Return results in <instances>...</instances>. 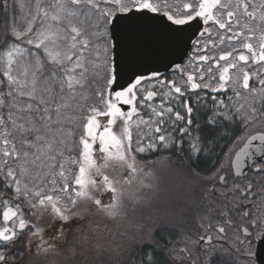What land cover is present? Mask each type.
<instances>
[{
    "label": "snow or ice",
    "instance_id": "snow-or-ice-1",
    "mask_svg": "<svg viewBox=\"0 0 264 264\" xmlns=\"http://www.w3.org/2000/svg\"><path fill=\"white\" fill-rule=\"evenodd\" d=\"M17 3L23 15L13 13L12 39L0 45V264H20L25 232L26 247L38 240V253L99 250L96 227L73 225L93 208L109 221L127 220L144 203L124 187L143 171L137 156L171 149L186 152L196 193L188 212L198 230L173 241L164 232L174 229L154 226L150 233L172 247L133 236L120 264H240L241 257L252 264L245 245L264 233V0H29L26 12L22 0H0V11ZM200 22L188 64L210 62L206 72L169 60L186 77L178 83L146 66L143 57L164 56V46L178 51L190 39L186 29ZM214 35L239 49L218 59L200 54L217 46ZM197 89L214 94L210 108L207 93L184 99ZM227 91V101L217 99ZM180 100L184 114L175 108ZM201 109L211 112L203 122ZM236 127L241 135L219 155V141ZM201 158L212 161L206 175L191 166Z\"/></svg>",
    "mask_w": 264,
    "mask_h": 264
},
{
    "label": "flooded vegetation",
    "instance_id": "flooded-vegetation-1",
    "mask_svg": "<svg viewBox=\"0 0 264 264\" xmlns=\"http://www.w3.org/2000/svg\"><path fill=\"white\" fill-rule=\"evenodd\" d=\"M172 71L173 69H171L167 73H163L162 77L170 74ZM184 99H190L189 95H187V97H184ZM183 126L184 124L182 123H178L176 125L177 128ZM167 130L171 132L173 129L172 127H168ZM259 130H260L259 128L256 129V131ZM178 134H179L178 132L175 133V135ZM177 153H179V150L177 149H171V150L159 151V152H150V154L148 153L144 157H137V162L141 161L142 163L147 164L146 166H144L143 164H140L138 162V166H144V171L149 174L160 173L162 175L163 172H168V170L169 172H171L170 167L173 169L174 161L171 159L170 155H174ZM155 159H159L158 162H153V160ZM154 165L155 166L168 165V170L167 168L165 169L163 167L162 168L156 167L157 171H153L151 170V167ZM174 171L175 170L173 169V172ZM110 174L116 175V173L114 172ZM141 181L143 182L144 185H151V187H141L140 184ZM177 181L179 180H177L176 178L174 180L158 179L155 181L149 179L138 180L137 178H135L131 185H127V184L124 185L126 192L128 194L137 193L144 198L143 206L145 203H147L150 206H153V210L151 211L139 212V216H141L139 217V219L141 220L142 223V224L139 223V225H142L144 230L137 231L136 226H132L131 216L132 213H134L132 211L129 212V216L127 220L109 221L105 219L101 213L97 212L95 208H93L84 221L78 224H74V228H81L84 232H88L90 226L96 227L97 232L95 233V236L98 238H102L101 241L102 247L99 250L93 248L83 253H81L80 250L78 249L76 256H73L65 249L62 252V254H64V259H65L64 261H72L75 262L76 264H120V261L122 260L126 252L129 250V243L133 236L136 238L137 241L141 239H155L157 243L164 245L165 249L171 248L172 247L171 244H165V241L160 239L159 231L155 232L154 235L150 233L149 230L157 225H167L169 228L174 229L171 232L168 231L164 232L165 237H168L173 241L178 240L182 231L196 232L198 230L196 221L192 216V214L188 212V207L186 210H182L185 206H183L182 204L178 205V197H179L178 193L175 196V200L171 202L172 206L170 204V208L168 209L169 206L167 205L166 201L169 200V198L173 197L177 191V188H172V189L169 188L173 187ZM186 192H188L187 200L190 201V185ZM106 199L107 197H105V200ZM176 208L180 211L181 217H179L180 213L178 210H176ZM97 217L98 219L95 220ZM183 219H186V222H182ZM99 222L101 224H104L105 226L100 227L98 225ZM180 222L186 223L185 226L179 225ZM47 232H49L48 233L49 235L44 236V239L51 244L54 242L50 239V237L53 235L54 229L52 228ZM121 233H126V234L124 236H121L120 235ZM37 243L38 240H36V244ZM249 246L252 252V256L247 259H250L252 264H264V233L253 232L249 244L245 245V248L247 249ZM149 250L150 249L145 248V252ZM166 255L167 254L165 253L160 257V259L163 261L166 258ZM240 264H247V260L244 257H241Z\"/></svg>",
    "mask_w": 264,
    "mask_h": 264
},
{
    "label": "trees",
    "instance_id": "trees-1",
    "mask_svg": "<svg viewBox=\"0 0 264 264\" xmlns=\"http://www.w3.org/2000/svg\"><path fill=\"white\" fill-rule=\"evenodd\" d=\"M22 2L25 4V7H27L29 0H28V2H27V0H22ZM9 3L11 4L12 0H9ZM13 13H15V16L17 19H20V17L23 15L22 11L19 8L18 3L14 9L9 10L7 15H5L3 11H0V45L4 44L6 41L12 39L10 34L7 32V26L6 25H7V22L11 21V19L13 17ZM218 34H225L224 30H219ZM227 35H231V33H227ZM210 38L217 42V46L215 48H212L211 46H209L208 49L201 52L200 54L209 55V56H212V57L218 59L219 55L223 52L230 51L233 48L239 49V44L235 41L230 43L227 40H225L223 43H219L218 35H214ZM240 43H243V41L241 40ZM201 48H203V41L201 44ZM190 53L193 56L195 55L194 47L192 48ZM188 58H189V56H188ZM241 65H243V62H241ZM208 66H211L210 62L205 63V64H200V63L194 61V63L192 64V68L190 70H188V72H193L195 74V68H203L204 71L206 72ZM255 69H256V66H253V68L251 70H255ZM235 72H238V69L230 70V74H234ZM213 75H214V77H217L218 71L213 73ZM166 76H168V75H166ZM0 79H3L2 74H0ZM185 79H186V77H185ZM250 83H251V81H250ZM212 86L214 87L216 85H212ZM3 90H4L3 88H0V91H3ZM205 93L208 94L207 103H208V106L210 108L211 103H212L211 97H212V95H214L213 93H211L210 89H197V90H195V93L191 95L190 99L195 100L196 96H203ZM215 95H217V99H225L227 101V97L231 96L232 92L227 91L223 94H215ZM210 115H211V112H208V111H205L204 109H201L198 118L201 122H203V121L207 120L208 116H210ZM102 122H106V121H102ZM194 125H195V122H194ZM218 131H224V130L220 129ZM193 134L195 135V133H193ZM212 135H215V133H212ZM239 135H241L239 127H236L235 129H228L226 132V135H225V139L219 141V144L216 148V152L222 156L223 152H221V148H223L224 152L228 151V148L233 146L232 142L234 140H236V137ZM175 136L177 139H179L180 134L175 135ZM208 138H210V137H208ZM185 148H187V145H185ZM154 157H156V156H154ZM158 157H159V155H158ZM170 157L174 161L173 162L174 163L173 169L175 170L177 177L184 183V186H185V188L182 191L180 190L181 192L179 193V198H181L183 201L180 204L185 206L182 210H186L188 205L191 203V201L196 196V193H195L194 187H193V182L191 181V179L187 173V169L190 166L189 162L187 160V155H186V152H180L179 151V153L174 154V155H170ZM158 160L159 159H155V160H153V162H158ZM211 164H212V161L205 160V159L201 158L194 165H191V166L195 167L197 169V171H202V174L206 175V174H208V171H209ZM189 185H190V201L187 200L188 192H186L187 189L189 188ZM2 211H3V209H2V207H0V227L4 226L3 222H2ZM179 213H180V211H179ZM179 217H181V213L179 214ZM182 222H186V219H183ZM182 222H180L179 225L185 226L186 223H182ZM73 227H74V225H73ZM27 240H28V233L25 232L23 237H22L23 244L21 245V250L25 251V255H24L23 259L20 260V264H41V262L43 260L39 259V257H38L39 253L36 250L35 244L32 243L31 248L28 249L26 247ZM61 254H62V252H61Z\"/></svg>",
    "mask_w": 264,
    "mask_h": 264
},
{
    "label": "rangeland",
    "instance_id": "rangeland-1",
    "mask_svg": "<svg viewBox=\"0 0 264 264\" xmlns=\"http://www.w3.org/2000/svg\"><path fill=\"white\" fill-rule=\"evenodd\" d=\"M27 2H28V0H27ZM21 10V9H20ZM28 9H27V7H25L24 8V10L23 11H27ZM22 11V10H21ZM23 13V12H22ZM209 27H212L213 28V32L214 33H218L219 32V30H218V26H215V25H213L212 24V22H209V25H208ZM190 58V57H189ZM189 58L188 59H186L185 60V62L183 63V65H188V67H187V71L188 70H190L191 68H192V65H189L188 64V62H189ZM215 73V72H214ZM235 74V73H234ZM216 75V74H215ZM162 78H164V79H168V80H172V79H175V80H177V82L178 83H180V82H182V79H185V77H183L182 76V74L179 72V71H175V72H172V73H170V74H168V76H164V77H162ZM215 79H216V81L218 82V76L217 77H215ZM206 82H208V81H206ZM213 85H216L215 83H213ZM158 87V86H157ZM185 97H187V95L185 96ZM154 103H156V104H158L159 103V99H154ZM175 103V105H176V110H178V111H181L182 112V109L179 107V105L180 104H182L183 102H182V100L181 101H179V102H174ZM144 111V115L145 116H147V110H143ZM182 114H183V112H182ZM114 130H118V129H114ZM149 154H150V152H148ZM148 153H144V154H140V155H138L137 157H144L146 154H148ZM140 164H143L144 166H146L147 164H144V163H142L141 161H138ZM138 162H137V166H138ZM150 164V163H149ZM144 166H138L139 168H142L143 169V171H141L137 176H136V178L139 180V179H149V180H162V179H167V180H174L175 178L177 179V180H179V181H177L176 182V184L173 186V187H170L169 189H172V188H177V191H176V193H175V195L173 196V197H171V198H169V200H167L166 201V203H167V205L169 206L168 207V209L170 208V204H171V202L172 201H174L175 200V196H176V194L178 193V195H179V193L185 188V186H184V183L177 177V175H176V172L174 171L173 172V169L170 167V171L171 172H169V170H168V165H164V166H161V165H154V166H152L151 167V170H153V171H157L156 170V167H158V168H167V170H168V172H163L162 173V175L159 173V174H149V173H147V172H145L144 171ZM149 174V175H148ZM181 190V191H180ZM169 193V192H168ZM168 193H167V195H168ZM183 201H182V199L181 198H179L178 197V205H180V203H182ZM178 205H177V207H178ZM171 206H172V204H171ZM168 209H166V210H168ZM151 210H153V206H150V205H148L147 203H145L144 204V206H142V207H140V208H138L134 213H132V220H131V222H132V226H136V225H138L139 223H141V220L139 219V217H141V216H139V212L140 211H151ZM176 210H178L177 208H176ZM179 211V210H178ZM98 219V217L95 219V220H97ZM95 220H92V221H95ZM34 221H35V218H34ZM35 222H37V221H35ZM37 223H42V222H37ZM95 224H97V223H95ZM142 224V223H141ZM100 227H102V226H105L104 224H101L100 222H99V224H98ZM94 226V225H93ZM52 228H48L46 231H45V234H44V236H46V235H49L48 233L49 232H47V231H49V230H51ZM46 232H47V234H46ZM102 241V240H101ZM100 241V242H101ZM33 243L36 245V240H34L33 241ZM39 259H42L43 261L41 262V264H76L75 262H72V261H64L65 259H64V254H59V255H55V254H51V253H49V254H44V253H39Z\"/></svg>",
    "mask_w": 264,
    "mask_h": 264
},
{
    "label": "water",
    "instance_id": "water-1",
    "mask_svg": "<svg viewBox=\"0 0 264 264\" xmlns=\"http://www.w3.org/2000/svg\"><path fill=\"white\" fill-rule=\"evenodd\" d=\"M203 27L204 25L202 24V22H200L199 24L193 23L191 28H187L185 36H186V39L188 37H190V39H187V42L184 43L178 51L171 49L168 46H164L160 49L161 52L164 54V56L162 57H151V56L143 57V60L146 63V66L150 67L152 70H157L161 74H163V73H167L168 71L172 69V64L169 63V60L175 64H183L184 61L188 58L189 53L192 49V46H193L192 41L195 40L197 36L200 35V31L202 30ZM193 33H195V35H193ZM125 110H127V106H125ZM239 147H243V144H241V146ZM239 147L237 151L239 150Z\"/></svg>",
    "mask_w": 264,
    "mask_h": 264
}]
</instances>
